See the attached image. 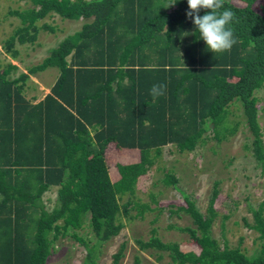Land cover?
<instances>
[{
	"label": "trees",
	"instance_id": "trees-1",
	"mask_svg": "<svg viewBox=\"0 0 264 264\" xmlns=\"http://www.w3.org/2000/svg\"><path fill=\"white\" fill-rule=\"evenodd\" d=\"M18 1L8 13L19 24L1 45L12 58L0 62V264H46L63 237L85 252L73 264H120L127 241L109 262L100 259L103 247L126 221L153 210L151 201L159 209L153 222L165 210L192 220L167 224L188 234L182 240L163 237L158 225L147 238L135 237L139 249L155 255L154 264H264V200L250 203L252 217H243L259 239L248 253L230 243L225 221L214 235L219 189L201 209L164 165L156 184L174 186L181 197L162 203L153 190L151 201L140 194L164 146L193 151L210 139L228 141L241 128L264 171L257 94L264 87V0H225L236 13L229 27L237 42L223 53L200 38L186 16L187 0ZM47 18L82 22L21 70L14 60L20 46L36 44L43 31L66 29ZM45 70L55 76L49 91L30 97L28 78ZM154 84L167 85L155 101ZM135 264H142L138 254Z\"/></svg>",
	"mask_w": 264,
	"mask_h": 264
},
{
	"label": "rangeland",
	"instance_id": "rangeland-1",
	"mask_svg": "<svg viewBox=\"0 0 264 264\" xmlns=\"http://www.w3.org/2000/svg\"><path fill=\"white\" fill-rule=\"evenodd\" d=\"M20 2L18 0H0V62L11 60L8 54L1 49L2 38L7 37L19 24V19L12 13H8L10 8L16 7ZM53 23L59 22L57 27L60 29L63 25L64 31H43L40 33L36 44H24V49H20V54L14 60L19 64L21 70H27L32 62H38L51 49H53L60 37L66 32L80 26V22L61 21L60 18H47ZM47 43V44H46ZM49 46V48L47 46ZM48 48V49H46ZM51 70H45L36 74H31L28 78L27 94L32 97L37 95L38 99L44 97L49 91V84L54 79ZM260 103V121L264 125V87L257 92ZM237 114H241V108L233 106ZM247 132L242 128L234 134L228 141L217 142L210 139L201 143L193 151L180 152L174 146H164L161 155L151 171V178L145 187L146 192L141 190L144 200L151 201V195L148 191L156 192L159 201L166 202L176 200L181 197L180 192L174 186L170 185L164 188L161 184H156L163 177L161 166L171 167L179 176V185L186 189L193 198L197 200V205L205 209L209 199L214 195L213 191L219 189L218 200L221 202L220 215L213 224L214 235L219 236L222 232V224L225 221L226 235L232 245L240 243L241 247L251 253L259 244L258 233L244 225L243 217H252L249 210V204L258 206L259 202L264 200V171L257 164L249 147L245 143L249 141ZM57 188L53 187L46 194V203L52 204L56 196ZM264 205V204H263ZM153 210L145 212V217L126 221V226L122 232L112 237L105 246L100 255L103 262L111 260V254L117 251L122 241H127V247L124 257L120 264H135L136 255H140L142 264H154L155 255L147 250L139 249L135 237H148L153 225L159 226V231L165 238L182 240L188 236L184 231L176 227L168 228V223L175 225H188L191 223V217L185 212L180 214H170L168 210L160 213L159 220L153 222L152 218L159 212L154 201H151ZM264 207V206H263ZM136 211V210H133ZM229 213V216L223 220V215ZM77 241L69 238H61L55 244L53 255L46 264H73L74 260L84 256L85 252ZM162 264H168V260L160 261Z\"/></svg>",
	"mask_w": 264,
	"mask_h": 264
},
{
	"label": "clouds",
	"instance_id": "clouds-1",
	"mask_svg": "<svg viewBox=\"0 0 264 264\" xmlns=\"http://www.w3.org/2000/svg\"><path fill=\"white\" fill-rule=\"evenodd\" d=\"M176 2L159 5L168 8ZM188 10L186 16L190 18L199 36L205 42L207 48L213 53H223L230 51L237 42L233 29L229 25L236 19V13L231 8H225V0H187ZM201 9L206 10V14L200 15ZM221 9H223L221 11ZM166 84H154L150 89L153 101L164 95Z\"/></svg>",
	"mask_w": 264,
	"mask_h": 264
},
{
	"label": "crops",
	"instance_id": "crops-1",
	"mask_svg": "<svg viewBox=\"0 0 264 264\" xmlns=\"http://www.w3.org/2000/svg\"><path fill=\"white\" fill-rule=\"evenodd\" d=\"M47 44V43H46ZM45 46H47V45H45ZM48 48H49V46H47ZM20 48L21 49H24V46H20ZM48 48H46V49H48Z\"/></svg>",
	"mask_w": 264,
	"mask_h": 264
}]
</instances>
